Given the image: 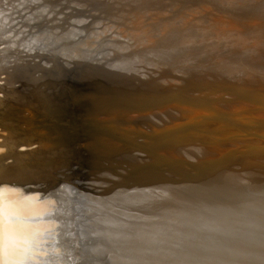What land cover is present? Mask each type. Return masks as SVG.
Segmentation results:
<instances>
[{"label": "bare ground", "instance_id": "obj_1", "mask_svg": "<svg viewBox=\"0 0 264 264\" xmlns=\"http://www.w3.org/2000/svg\"><path fill=\"white\" fill-rule=\"evenodd\" d=\"M255 18L264 0H0V196H23L0 202V264H264V22L232 29ZM97 21L135 40L106 34L107 24L91 30ZM223 42L249 43L251 59L223 63L217 53L182 88L210 95L226 85L219 123L169 84L183 57L216 54ZM22 47L29 62L46 56L38 70L23 69ZM86 123L96 131L79 138ZM106 124L151 134L154 157L112 155L118 138ZM223 140L243 160L231 162ZM77 161L120 162L137 192L117 206L89 199L82 178L97 175L81 177Z\"/></svg>", "mask_w": 264, "mask_h": 264}, {"label": "rangeland", "instance_id": "obj_2", "mask_svg": "<svg viewBox=\"0 0 264 264\" xmlns=\"http://www.w3.org/2000/svg\"><path fill=\"white\" fill-rule=\"evenodd\" d=\"M120 9V8H119ZM119 9L118 10H116L115 12H117V11H119ZM92 11V10H91ZM92 13H93V11H92ZM85 17V16H84ZM85 19H88V18H86L85 17ZM253 21L252 22H247L246 20H243L242 22H239V23H241V24H235L234 26L235 27H232V29H235V30H240V31H242V32H257L258 30H261V27H259L260 25V23L261 22H264V18H261V19H252ZM98 22V27H96V26H91L92 28H91V30H96L97 31V29H98V31H104L106 28H103V26L105 27L106 26V24H107V26L109 27V28H107V29H109V30H112V31H110V32H108L107 33V31H106V34H110V35H113V37L114 38H117V39H119V40H122L123 42H124V40H125V42H124V44H129V43H131V39L133 38V41L135 40V38L134 37H132L131 35H129V32L127 31V33H123L124 31H121V29L119 30V28L117 29V27H115V24H113V23H110L109 24V22H104L103 23V21H97ZM100 22H101V24H103V25H101L100 24ZM105 24V25H104ZM109 24V25H108ZM111 24H113V25H111ZM246 24V25H245ZM242 25H244V26H242ZM101 26V27H100ZM106 26V27H107ZM111 26V27H110ZM113 26V27H112ZM246 26H248V27H246ZM96 27V28H95ZM115 27V28H114ZM250 27V28H249ZM252 27V28H251ZM256 27V28H255ZM103 28V29H102ZM112 28V29H111ZM100 29H102V30H100ZM113 30H118L119 32H117V33H115V31L113 32ZM115 34H113V33ZM125 32H126V30H125ZM122 33H123V36H122ZM121 35V37H119V36H117V35ZM127 35H129V37L127 36ZM124 36H127V37H125V39L123 40V37ZM134 36V35H133ZM119 37V38H118ZM126 38H127V40H126ZM127 41H130L129 43H127ZM132 41V42H133ZM139 42H142V41H139ZM246 46H249V43H247L246 44ZM245 46V48L244 49H240L239 47H237L236 46V48L232 45V44H230V45H228V43H226V42H223V49L222 50H216V54L215 53H208V54H204V53H196V54H192V53H190V54H188L186 57H183L182 59H181V62H180V64L178 65V67L177 68H175V69H173V73L175 74H173V75H171L172 76V78H171V81H170V83L171 84H169L170 85V88H171V90H172V92H174L175 90H177V91H179V97L183 100V99H190V100H195V101H203V103H205L206 105H208L209 106V108H212V109H214L215 111H216V113H217V118H218V122L219 123H221V122H225L226 120H227V111H228V107H229V103L227 102V98H228V95L230 94V89L225 85V87L223 86V90H219V92H216V93H211L210 95H209V93H206V94H202V93H204V92H206L205 90L207 89V87L206 88H204V90H203V87H202V89H201V87H200V92L198 91H194L195 93H198V94H192L193 93V91H191L190 90V88H189V90L187 89V90H183L182 88H188L189 87V85H188V78H189V76L192 74V73H195V72H197L198 70H200L201 68H203V67H207V66H212L213 64H215L216 62H218V61H220L222 58L220 57V56H218L217 55V53H219V54H221V55H223V63L224 62H227V61H234V60H237L238 59V61H240V60H248V59H251V55H250V49H249V47H246ZM23 48V49H22ZM20 50L22 51V53H20L19 55L21 56V57H25L24 59H23V62H21L22 64H23V69H25V71L26 70H29V71H27V72H29V73H32L33 72V70L35 69H37L38 70V67L36 68V66H38L39 64H40V62H43V59H41V58H45L46 56H43V57H39L38 58V56H37V53H36V51L35 52H32L33 54H34V56H35V58L33 59V58H30V62L28 61L29 60V57H26V56H24L25 55V53L24 52H26V51H24L23 52V50H25L24 49V47H22ZM226 49H228V51L226 50ZM234 49V50H233ZM19 50V51H20ZM242 50V51H241ZM20 51V52H21ZM226 53H225V52ZM239 52V53H238ZM226 54V55H225ZM230 54H232V55H230ZM235 54V55H234ZM192 55H194V56H192ZM19 56V57H20ZM227 56V57H226ZM204 57V58H203ZM28 58V59H27ZM246 58V59H245ZM39 59H40V62H39ZM212 59V60H211ZM255 61H257L258 62V59L257 58H253ZM31 60H33V64H32V61ZM26 61V62H25ZM28 61V62H27ZM37 61V62H36ZM35 62V63H34ZM27 63H28V65H27ZM38 63V64H37ZM26 66V67H25ZM33 67V68H32ZM34 70V71H35ZM188 87H187V86ZM131 87H134V85H132ZM176 88V89H175ZM181 88V89H180ZM185 88V89H186ZM199 89V88H198ZM197 89V90H198ZM182 91H185V92H183L182 93ZM191 93H190V92ZM204 91V92H203ZM187 92V93H186ZM188 92L190 93L188 96H187V94H188ZM223 92V93H222ZM225 92V93H224ZM174 93H176V92H174ZM199 93H201V94H199ZM177 94V93H176ZM183 94V95H182ZM218 94L219 95H225V97L223 98L224 100H220V99H214V96H218ZM184 95H186V96H184ZM195 96V98H194V96ZM198 95V96H197ZM205 96V97H204ZM189 97V98H188ZM191 97V98H190ZM227 97V98H226ZM226 98V99H225ZM222 99V98H221ZM219 102H218V101ZM213 101H215V104L214 103H212ZM217 101V102H216ZM224 102V103H223ZM227 103V105H226V103ZM212 103V104H211ZM223 104V105H222ZM213 105V106H212ZM220 105H222V106H224V107H222V106H220ZM215 108H217V109H215ZM222 109H227V110H223V111H221V112H219V110H222ZM220 113V114H219ZM79 123V122H78ZM79 127H82V126H79ZM99 127H101V129L103 130V128L105 127L104 125H102V126H99ZM110 127V128H109ZM93 127H91V124H89V123H86V125H84L83 126V132H84V134H82V135H79V138H87V137H90V136H92V134H93V132L92 131H96V130H94V129H92ZM115 128H118V129H120V130H118V129H115ZM124 128V129H123ZM89 129H91V130H88ZM113 131H112V130ZM115 129V130H114ZM133 130V131H132ZM88 131V132H87ZM105 133H107V134H112L113 136H111V135H109V136H111V137H114V138H118L117 139V141L115 142V149H114V151L112 152V155H115V156H123L122 154H124V151H125V154H124V156L126 157V158H128L129 160H135V159H137V160H139V159H144V160H148L149 159V155L148 154H150L151 156L153 155V152L152 151H154L155 149H154V139L151 137V136H149V135H151V134H146V133H144L143 134V132H141L140 130H136L135 128H134V126L132 127L131 125H126V126H124V125H120V124H110V125H107L106 124V127L104 128V130H103ZM127 131H130V132H127ZM135 131V132H134ZM140 133H139V132ZM213 131H215V130H212V132ZM90 132V133H89ZM116 132V133H115ZM118 133V134H117ZM126 133V134H125ZM131 136H129L128 134ZM172 133V132H171ZM215 133H218V134H220L218 131H216ZM122 134V135H121ZM125 134V135H124ZM136 134V135H135ZM241 134L240 133H238L237 134V136H240ZM140 136V137H139ZM143 136V137H142ZM137 137V138H136ZM128 138V139H127ZM130 138V139H129ZM132 138V139H131ZM145 138V139H144ZM119 139H121V140H119ZM125 139V140H124ZM135 139V140H134ZM132 140V141H131ZM143 140V141H142ZM152 140H153V142H152ZM122 141V142H121ZM139 141V142H138ZM126 144H125V143ZM141 142V143H140ZM223 144H226L228 141H225V140H223ZM226 142V143H225ZM120 143V144H119ZM131 143V144H130ZM135 143V144H134ZM136 143H140V145L142 146V148H141V146H138L139 144H136ZM125 144V145H124ZM128 144V145H127ZM229 146H230V144L231 143H227ZM130 145V146H129ZM135 145H136V147H135ZM148 145L150 146V148L151 149H148V150H151V151H148L147 150V148L146 147H148ZM232 145V144H231ZM133 147H135L136 149H132ZM120 148V149H119ZM131 148V149H130ZM149 148V147H148ZM117 149V150H116ZM138 149H139V151H138ZM140 149L141 150H143V151H140ZM223 149L227 152V154H228V158H229V160L231 161V162H234V163H238V162H240L241 160H243V156H241V154L238 152V151H236L235 150V148L233 147V146H230V147H228L227 145H223ZM147 150V151H146ZM119 152H123V153H120L119 154ZM144 152H146V153H144ZM99 153V152H98ZM116 153V154H115ZM100 154V153H99ZM119 154V155H118ZM130 155V156H129ZM102 156H103V154H102ZM114 156V157H115ZM139 156V157H138ZM152 157H154V156H152ZM155 159H157V157L155 156ZM78 162V161H77ZM119 164H112L111 163V165L109 166L107 163V167H104V166H106L105 165V163L102 165L104 168V170H107V171H104L102 168H99L100 166H101V164H99V165H94V167H88L89 165H87V167L86 166H83L82 167V165L80 164V162H78V163H74V164H76V165H74L73 164V166H74V168H75V170L77 171V169L80 171V174H82V176L81 177H84V176H89V174H85V171L84 170H88V171H94V173H96V175H97V178H96V181L97 182H93V184H89L90 182L89 181H87L86 182V180H88V178L86 179L85 177L84 178H82L83 180H82V186H83V189H84V186H85V189H87V190H83L82 189V187H81V189L83 190V192H85V194L89 197V199H94L96 202H98L99 204H103V205H107V203H109L110 202V204H112V205H115V206H117V205H120V203H123V200H121V199H123L124 198V196L126 195H131V194H133V191L135 190V192H137L136 191V183L134 182V185H133V181H134V179L130 176V173H127L126 172V170H127V168H125L120 162H118ZM88 164H90V166L91 165H93V164H91V163H88ZM95 166H96V169H94L95 168ZM99 166V167H98ZM101 166V167H102ZM112 166V167H111ZM114 166H116L115 168H114ZM123 166V167H122ZM235 167H236V165H235ZM93 168V169H92ZM97 168H98V170H97ZM110 168V169H109ZM99 169H101V170H99ZM109 169V170H108ZM112 170V171H111ZM232 168L230 169V171L228 172V176H229V178L231 177H234V174H233V172H232ZM97 171V172H96ZM101 173H100V172ZM112 173H111V172ZM113 171H117V172H113ZM105 172V173H104ZM107 172H109L108 174H106ZM102 173L104 174V176L102 175ZM123 173V174H122ZM124 173H126V174H124ZM230 173V174H229ZM105 175H107V176H105ZM119 175V176H118ZM126 175H129V176H126ZM111 178H110V177ZM123 176H125V177H123ZM227 176V177H228ZM105 177V179L107 180V182H106V180L105 179H103ZM109 177V178H108ZM123 177V178H122ZM76 178L77 179H79L80 181H81V179H80V176L79 175H77L76 176ZM100 178V179H99ZM130 178V179H129ZM131 178H132V180H131ZM110 179H111V181H113V184L117 187V185H119L118 187H117V190L119 189V191L118 192H116L117 190H114V189H111V187H115L113 184H112V182H110ZM112 179H114V180H112ZM117 179V180H116ZM119 179V180H118ZM235 179V178H234ZM99 180V181H98ZM100 180H103V182L102 181H100ZM105 180V181H104ZM117 181V183H116V181ZM127 180V181H126ZM128 180H129V182H128ZM229 180H233V179H229ZM110 182V185H109V182ZM132 181V182H131ZM89 182V183H88ZM106 182V183H105ZM115 182V183H114ZM87 183V184H86ZM121 183V184H120ZM98 184V185H97ZM107 186H106V185ZM113 186H112V185ZM90 185V186H89ZM121 185H124L125 186V188L127 187V186H129L128 188H127V190L126 189H124L123 190V188H124V186H121ZM97 186V187H96ZM108 186H110V187H108ZM120 186H121V188H122V190H121V188H120ZM131 187V188H130ZM132 187H133V189L134 190H132ZM135 187V188H134ZM102 188H104V189H102ZM98 189H99V191H98ZM105 189H106V191H105ZM110 189L112 190V192L110 191ZM89 190V191H88ZM105 192H104V191ZM107 190L112 194H108L109 192H107ZM91 191V192H90ZM95 191L97 192V194H95ZM120 191L122 192V193H120ZM125 191V192H124ZM88 192H90V193H88ZM132 192V193H131ZM134 192V193H135ZM98 193H101V194H98ZM107 193V195H106V197H104L105 196V194ZM129 193V194H128ZM103 194H104V196H103ZM114 194V195H113ZM115 194H116V196H115ZM123 194V195H122ZM112 197H111V196ZM122 195V196H121ZM96 196H102L103 198H101V197H96ZM114 196V197H113ZM125 196V197H126ZM91 197V198H90ZM95 197V198H94ZM116 197H118V198H116ZM100 198V199H99ZM110 198V199H109ZM113 198V199H112ZM115 198H116V200H118L116 203H115ZM102 199V200H101ZM93 200V201H94ZM100 200L102 201V202H100ZM115 200V201H114ZM105 201L107 202V201H109V202H107V203H105ZM114 201V202H113ZM104 202V203H103ZM111 202H113V203H111ZM109 205V204H108Z\"/></svg>", "mask_w": 264, "mask_h": 264}, {"label": "snow or ice", "instance_id": "obj_3", "mask_svg": "<svg viewBox=\"0 0 264 264\" xmlns=\"http://www.w3.org/2000/svg\"><path fill=\"white\" fill-rule=\"evenodd\" d=\"M12 199H17V200H20V199H23V196L17 194L16 196L14 197H10V196H0V202L4 201V200H12ZM3 223V217H0V224ZM5 241V237L3 235L2 232H0V245H2Z\"/></svg>", "mask_w": 264, "mask_h": 264}]
</instances>
